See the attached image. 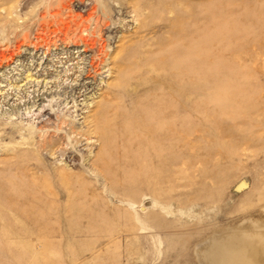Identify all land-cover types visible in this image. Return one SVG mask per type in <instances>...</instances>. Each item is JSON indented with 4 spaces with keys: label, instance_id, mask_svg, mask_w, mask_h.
I'll list each match as a JSON object with an SVG mask.
<instances>
[{
    "label": "rangeland",
    "instance_id": "obj_1",
    "mask_svg": "<svg viewBox=\"0 0 264 264\" xmlns=\"http://www.w3.org/2000/svg\"><path fill=\"white\" fill-rule=\"evenodd\" d=\"M0 56V264H210L264 237V0H0ZM115 85L130 163L105 179L81 132ZM50 135L45 174L13 165Z\"/></svg>",
    "mask_w": 264,
    "mask_h": 264
},
{
    "label": "bare ground",
    "instance_id": "obj_2",
    "mask_svg": "<svg viewBox=\"0 0 264 264\" xmlns=\"http://www.w3.org/2000/svg\"><path fill=\"white\" fill-rule=\"evenodd\" d=\"M117 86H120V85H117ZM114 88H116V85L114 87H112V89L110 91L109 95H110L111 99H107V98L104 99L103 103L100 106V110L93 116L94 121L89 122L90 127L86 131L81 132L82 138L85 137V139L87 141L90 140L91 138L93 139V137L99 141L101 152L98 154L97 158L93 162V166L100 167L99 171L101 170L103 177L105 179H112V178L122 179L124 173L122 174V171L120 169H122L124 171L123 168L127 167V165H129V163H130V162L129 163L123 162L122 157H120L121 152L119 154V151L115 147L113 148L114 141L117 138H119L120 140H123V136H124V135L122 136V134H123L122 132L124 129V126H123L124 123L122 122V120L121 121L119 120L120 115L115 116V114H114L115 109H114V106L112 104V98H114V94L116 92V90ZM128 89H129V87H128ZM144 90H146V88H144ZM146 92H148V91H146ZM148 96H150V94ZM126 97H127L126 101H130V104L132 105V111H130L131 117L133 118L134 121L138 122L140 124V126H143L144 125V124H142L143 122L139 121V119H138V115H137L138 111L135 112V110H137V107L138 106L140 107V105H141L140 104L141 101H139V95L138 94L137 95L136 94H129L128 96L126 95ZM146 102H145V104H147ZM162 111H164V109H162ZM142 114H144V113H142ZM111 121H113L112 125L110 124ZM133 127H135V126H133ZM128 128H129V126H128ZM143 129H145L144 134L145 135L147 134V136L149 137L148 140H152V139H150V137L159 139V135H158L159 133L155 130V128L148 127L145 125L144 127H142V130ZM129 132H132V131H129ZM48 133L50 134V132H48ZM42 136H44V135H42ZM51 136L52 135H50V137ZM129 137H130V135H129ZM56 138L57 137H55V138L51 137V139L46 140L43 143V145L38 144L39 146L37 147L36 151L35 150L34 151L39 153V154H35V152H31V150L29 151L26 149L16 150L17 152L15 151L16 152L15 154L13 152V154H14L13 165L17 166L21 163H22V165L25 164V167H29V166L34 165L35 167L40 168L41 173H43L45 170L47 171V169H44V171H42L41 168H43V167L45 168V164H43V162L47 159V156L45 157V155L48 154L49 152L52 153V150H53L52 148L57 146V144L59 143V140ZM160 139H161V141H160L161 145H163V147H162L163 150L159 151L156 149L155 152L151 151V155H152L154 160H157L158 162L160 161V162L164 163L165 168L169 172L170 168H171V164L169 163V153L167 151V146H166V145H168L167 144V140H168L167 134L163 133L161 135ZM26 140L27 139H25V141ZM38 140L42 143V140H44V139H42V140L38 139ZM24 143L27 144V142H24ZM34 143H36V142H34ZM148 144H149V147L153 148L151 146L150 141H148ZM44 151H46L48 153L45 152L46 153L45 154V153H43ZM65 151L68 152V154H70V156L75 154V158H78V155H76V151L72 150V148H66ZM47 162H48V160H47ZM11 164L12 163H10L9 165L11 166ZM102 164H107L108 168L105 169L104 166H101ZM4 165H5V163H4ZM26 165H28V166H26ZM47 166H46V168H47ZM20 167L21 166H19V169H24L23 167H21V168ZM52 169H54V168H52ZM25 170L26 169H24L23 172ZM32 170L35 171L34 169H32ZM27 171H28V169H27ZM56 171L57 170H55V172ZM30 172H31V170H30ZM36 173L37 172L33 173L32 175H35ZM44 174H45V172H44ZM22 175H24V174H22ZM26 175L28 176L29 174H25L24 178L27 177ZM31 176L29 175L28 177H31ZM40 176H41V174H40ZM55 176H57V177H55ZM69 176H72V175H69ZM37 177H39V175H37ZM32 178L34 179L35 177H32ZM40 178H41V180L45 179L43 176ZM53 180H57V181L59 180L60 182H62V183L64 182L66 184V183L70 182L72 179H70L67 176H60L58 174L56 175V173H55L53 176ZM16 181L18 182V179ZM36 181H38V179ZM43 181L45 183L46 179ZM53 182L49 181V183H53ZM47 183H48V180H47ZM35 184H37V182ZM30 185H31V183H30ZM214 247H215L214 251H212V250H211V252L209 251L208 260H210V264H264V237L263 236L262 237L261 236H257V237L246 236L242 239L232 240V241H230V243H215Z\"/></svg>",
    "mask_w": 264,
    "mask_h": 264
},
{
    "label": "water",
    "instance_id": "obj_3",
    "mask_svg": "<svg viewBox=\"0 0 264 264\" xmlns=\"http://www.w3.org/2000/svg\"><path fill=\"white\" fill-rule=\"evenodd\" d=\"M237 188V186H235L234 188H233V193L235 194V195H237V192H235V189Z\"/></svg>",
    "mask_w": 264,
    "mask_h": 264
}]
</instances>
